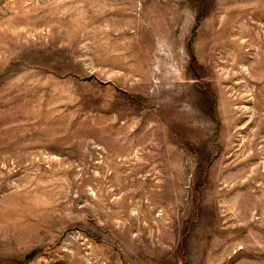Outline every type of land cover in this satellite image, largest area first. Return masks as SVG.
Here are the masks:
<instances>
[{"label":"rangeland","instance_id":"obj_1","mask_svg":"<svg viewBox=\"0 0 264 264\" xmlns=\"http://www.w3.org/2000/svg\"><path fill=\"white\" fill-rule=\"evenodd\" d=\"M0 264H264V0H0Z\"/></svg>","mask_w":264,"mask_h":264}]
</instances>
